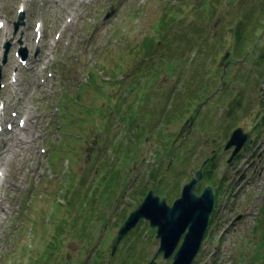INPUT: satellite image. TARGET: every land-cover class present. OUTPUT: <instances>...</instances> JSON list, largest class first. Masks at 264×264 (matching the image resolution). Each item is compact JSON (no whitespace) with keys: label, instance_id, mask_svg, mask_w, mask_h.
I'll return each mask as SVG.
<instances>
[{"label":"rangeland","instance_id":"374dc122","mask_svg":"<svg viewBox=\"0 0 264 264\" xmlns=\"http://www.w3.org/2000/svg\"><path fill=\"white\" fill-rule=\"evenodd\" d=\"M194 1L0 0V19L5 23L0 29V98L8 105L0 123H17L14 132L5 130L0 137V149L5 144L10 148L0 161L5 171V180H0V264H92L98 256L106 263L110 238L126 210L142 199L141 194L154 189L160 179L163 190L170 192L171 178L173 189L179 191L192 169L199 167L211 149L222 145L234 128L248 131L260 123L264 109L257 100L264 99V77L259 89L253 90L250 82L255 70L237 64L230 69L231 83L220 98L223 101L207 103L181 144V127L195 107L194 103L188 107L187 84L191 81L193 87L196 79L210 83L208 94L220 87L218 63L231 49L232 37L218 25V19L239 3L220 0L214 4L213 19L197 25L207 34L201 55H197V47L188 44L202 38L189 34ZM206 4L213 5L211 1ZM20 10L24 24L16 30ZM173 13L177 23L168 26ZM161 20L165 28L157 32ZM37 25H42L40 39L35 34ZM160 35L164 37L158 47L167 57L163 61L183 59L170 72V67H157L158 57L141 50L146 39L155 43ZM166 42L168 46L163 47ZM20 49L27 53L25 66ZM236 72L249 78L246 85L232 78ZM93 75L95 84L91 83ZM106 76L111 78H106L108 84L101 80ZM242 85L244 106L227 126V104ZM121 99L122 111L137 99L133 114H144L142 121L139 118L143 132L137 143L135 136L126 140V127L117 119ZM178 108L182 114L169 118ZM16 113L19 118L14 119ZM24 113L27 125L22 129L18 121ZM261 131L231 165L225 163L227 153H217L214 183L223 177L219 191L213 187L217 210L192 264H264V246L260 245L264 235V128ZM219 134L212 147L210 139ZM168 167L175 176L166 172ZM100 228L106 231L100 234ZM153 233L148 224L140 223L119 254L117 250L118 257L111 259L113 264L128 260L131 244L139 250L134 241L148 247L133 264L149 260L155 252L147 242ZM92 241L97 244L88 252Z\"/></svg>","mask_w":264,"mask_h":264},{"label":"water","instance_id":"95a60500","mask_svg":"<svg viewBox=\"0 0 264 264\" xmlns=\"http://www.w3.org/2000/svg\"><path fill=\"white\" fill-rule=\"evenodd\" d=\"M229 55L230 52H226L221 59L224 71L230 61L223 62ZM197 112L198 110H196ZM195 119L196 116L192 123ZM247 137L248 133H243L241 128L236 129L227 142L226 149L235 145L234 156L242 148ZM200 178L201 171L199 170L196 173V178L184 186L181 197L175 200L172 206H168L164 198L159 200V197L154 196L150 191L120 227L113 240L112 254L122 237L137 224L139 219L146 218L152 227H157V237L161 242L159 251L164 252L165 258L174 253L179 240L184 235L182 244L174 254L171 264H191L199 250L213 207L211 187H206L198 196L194 193L195 184ZM149 264H153V262Z\"/></svg>","mask_w":264,"mask_h":264},{"label":"trees","instance_id":"16d2710c","mask_svg":"<svg viewBox=\"0 0 264 264\" xmlns=\"http://www.w3.org/2000/svg\"><path fill=\"white\" fill-rule=\"evenodd\" d=\"M211 1L213 5H210V7L206 4V2ZM220 0H196L191 5V13L194 16L193 22L189 25L190 29V35L192 37L200 38V40H195V43L190 41V45L193 46V48L196 46V54L201 55L199 52L200 48H203V43L207 39V34L202 33L199 31V28L197 27L198 24L201 22L208 21L210 22L216 12V9L214 7V4L219 2ZM232 0H229V4H231ZM264 0H239L238 6H232L228 8V12L223 14L222 19H218V25L225 27L226 31L231 35L232 37V51L233 54L236 57H243L246 56L248 59V62L250 65L251 61H253V66L256 67L258 70V79L261 78L263 75L260 71V66L264 65V36L259 38V35L261 31L264 29ZM233 2V1H232ZM175 13L171 14V25L174 23H177V20H175ZM165 28V22L164 20H161L158 25L156 26L157 32H162ZM205 36V37H204ZM218 36V35H217ZM213 38V40L217 38ZM160 40L164 37L163 35H160ZM150 40V41H149ZM145 40L144 43L141 46V50L146 55H152V54H158V64L164 65V67L167 68L170 67L173 69L174 63L179 62L183 60L181 56H179L175 61L171 62H164L163 60L167 57L163 55V52L160 51L158 45H156L151 39ZM258 41V42H257ZM196 42H199V45H196ZM257 42V44H255ZM177 43V42H175ZM185 43V42H184ZM166 44L163 45V47ZM256 45V46H255ZM207 48V47H205ZM174 50H178V48H174ZM153 56V55H152ZM254 58V60H253ZM93 82H96V77L93 75ZM198 82H200V79H196ZM92 82V83H93ZM191 87H188L187 95L188 98H191V100H194L198 97V92H204L206 90L205 85H198L194 87L192 90ZM130 90V89H129ZM128 90V91H129ZM240 102H236V105H239ZM233 104V103H232ZM231 109L235 104L230 105ZM231 109L229 111L231 112ZM228 111V113H229ZM181 114V111L178 113L176 112V116H179ZM122 120L129 121L130 123H134L135 116L132 115L130 112L126 115V117H122ZM264 122V121H263ZM264 235L263 239L260 242V245L264 246Z\"/></svg>","mask_w":264,"mask_h":264},{"label":"bare ground","instance_id":"6f19581e","mask_svg":"<svg viewBox=\"0 0 264 264\" xmlns=\"http://www.w3.org/2000/svg\"><path fill=\"white\" fill-rule=\"evenodd\" d=\"M4 103V107H7V101L5 102H3ZM15 138L17 139V137L15 136ZM19 141H21V140H19ZM9 150H10V148H8L7 147V144H5V146H4V148H2V149H0V161L2 160V159H4L5 158V156H6V154L9 152ZM3 161V160H2ZM2 162L0 163V170L1 171H3V175H5V171L2 169L3 167H2ZM0 176H2V173H1V175ZM0 179H2L3 180V177H0ZM2 209V207H1V205H0V210ZM3 210V209H2Z\"/></svg>","mask_w":264,"mask_h":264},{"label":"flooded vegetation","instance_id":"af4514ba","mask_svg":"<svg viewBox=\"0 0 264 264\" xmlns=\"http://www.w3.org/2000/svg\"><path fill=\"white\" fill-rule=\"evenodd\" d=\"M212 143H214V142L212 141ZM212 151L214 152V150H212ZM153 247H155V246H153ZM156 248H157V247H156ZM159 257H160V256H159ZM159 257H158V258H159ZM158 258H157V259H158ZM157 259H156V260H157ZM161 260H162L161 258H160L159 260H157L156 264H159V262H160ZM148 261H149V260H147L146 262H144V263H142V264H146ZM107 263H109V264H110V262H109V261H108V262H106L105 264H107Z\"/></svg>","mask_w":264,"mask_h":264}]
</instances>
